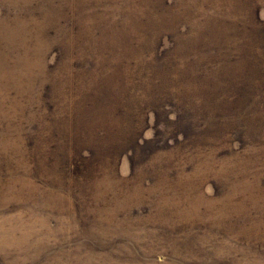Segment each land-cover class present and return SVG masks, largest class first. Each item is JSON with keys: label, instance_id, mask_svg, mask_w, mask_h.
Masks as SVG:
<instances>
[{"label": "rangeland", "instance_id": "1", "mask_svg": "<svg viewBox=\"0 0 264 264\" xmlns=\"http://www.w3.org/2000/svg\"><path fill=\"white\" fill-rule=\"evenodd\" d=\"M0 264H264V0H0Z\"/></svg>", "mask_w": 264, "mask_h": 264}]
</instances>
